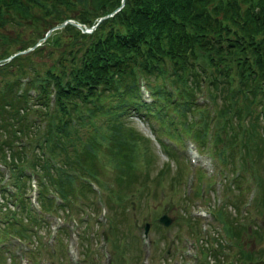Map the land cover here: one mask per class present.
Returning <instances> with one entry per match:
<instances>
[{
    "label": "trees",
    "instance_id": "16d2710c",
    "mask_svg": "<svg viewBox=\"0 0 264 264\" xmlns=\"http://www.w3.org/2000/svg\"><path fill=\"white\" fill-rule=\"evenodd\" d=\"M119 2L0 0V32L5 25L19 28L13 35L0 33L10 41L8 44L17 45L1 47L0 59L33 45L53 22L72 17L90 25ZM37 51L50 57V62L43 63L42 68L36 65L40 62H35L29 71L23 70L28 67L24 61ZM8 73L11 76L5 77ZM0 74L4 78L0 83V116L5 113L3 119L0 117V125L5 128L0 136V160L6 163L13 186L10 198L0 187V199L10 204L6 211L0 205V256L2 251H9L14 237L29 244L26 237L30 233L40 235L22 222L26 220L24 213L29 215L27 225L32 226L31 222L39 219L27 207L25 166L34 174L39 207L63 213L72 208L76 198L92 202L93 192L86 178L94 176L91 142L96 132H105L106 141L111 138L119 144L117 161L121 166L134 165L133 160H126L125 144L131 141L134 152L139 154L138 138L120 116L127 106L145 109L138 97L137 74L144 77L154 96L146 113L170 130L166 132L169 136L179 139L181 133L190 132L200 149L205 146L207 112L195 109L200 114V127L192 130L187 112L193 110V91L203 85L215 119L209 134V152L219 162H227L231 173L232 165L237 163L236 175L221 184L220 194H230L228 189L239 192L244 171L250 174L256 194L260 186L264 189V151L257 134L258 127L264 128V121L260 120L264 118L260 103L264 100V0H124L109 16L96 21L89 32L71 23L51 31L38 45L2 61ZM23 74L26 78L20 86L18 76ZM161 78H166L169 86ZM29 87L36 90L32 99ZM16 88L20 90L16 92ZM49 90L53 93L51 101ZM171 90H175L178 100H169ZM158 99L177 113L178 130L169 126L173 120ZM82 125L90 126L86 137L79 134ZM127 137L130 139L118 142ZM75 138L82 142L75 145ZM163 148L171 158H177L168 146ZM145 171L147 177V167ZM140 184L144 186L142 181ZM133 190L134 186L128 194ZM55 193L60 202L54 200ZM231 197L233 202L238 200ZM256 203L258 206V200ZM105 204L110 212V205L106 201ZM223 208L221 201L218 218ZM152 224L159 235V225ZM215 250L211 249L210 254L215 255ZM27 252L31 255L32 251L29 248ZM6 256L14 261L11 253Z\"/></svg>",
    "mask_w": 264,
    "mask_h": 264
},
{
    "label": "rangeland",
    "instance_id": "374dc122",
    "mask_svg": "<svg viewBox=\"0 0 264 264\" xmlns=\"http://www.w3.org/2000/svg\"><path fill=\"white\" fill-rule=\"evenodd\" d=\"M25 19L27 20L25 23H27L29 20L26 16ZM45 21L48 20L46 19ZM57 22L50 24L48 34L53 30H60L64 25L56 24ZM48 24L44 23L43 25L47 26ZM2 30L0 32L2 34L5 31L13 35L19 28H12L10 26L8 28L5 25L2 27ZM8 42L10 41L4 40L0 36V49L1 47H17L16 44H8ZM16 52L14 51L13 54H16ZM30 56V60L24 61V66L28 64V67H22L23 70L27 68L26 71H29L30 65L32 63L35 64V62H40V64L36 65L42 68L43 63L48 64L51 60L50 57H46L44 54L39 53V51L33 52ZM10 76L11 73L5 75V77ZM3 79L0 74V83ZM205 94L206 90L204 93L202 89L204 102L207 100ZM256 106H254L255 110L258 109ZM2 116L0 117L2 118ZM99 117H103V115ZM120 117L135 131L137 136L135 138H138L137 151L139 154L134 152L133 145L128 140L127 143L129 144H125V149L127 150L126 160H133L134 165L132 163L128 167L121 166L117 161L119 144H115L111 138L106 141L105 136L107 135L105 132H96L94 134L91 142L94 156V176L91 178L101 184L102 196L108 206L110 205V212L107 208L104 223L92 222L93 225L88 227H85L86 224L85 226L79 225L84 224V221L79 222L77 220V225L80 228L79 230L78 226H76V230H74L77 235L72 232H67L64 235L65 238L72 239L76 245L74 248L73 242L68 241L69 244L65 254L66 259L70 261L69 255H72L75 258H72L71 262L77 261V264H167L170 258H176L174 259V263L177 264H185V262L187 264H264V189L261 190L260 186L257 196L250 174L247 171L243 172V179L241 184H239L242 189L241 193L228 189V192H231L230 194H220L219 185L222 180L219 183L218 179L221 177V173L225 174V176H230L231 170H223V167L219 163L215 164L216 159L202 152L204 151L203 148L197 153L194 145L185 134H182L179 139L170 137L181 147L173 142L169 143L176 147L177 152L181 153L183 151L187 158L189 157L188 160L191 164L188 161L185 164L180 162L181 158L179 157L172 156L173 158H171V155L164 150L165 148L162 145L160 146L155 136V131L163 133L162 129L164 127L152 115L144 114L141 108L133 110L131 106H127V109H125ZM8 120H6V124ZM260 120L264 121V118L261 117ZM152 124L154 126L158 124L157 130L156 128L155 130L152 129ZM169 126L172 130H178L179 128V124H175L174 122L170 123ZM2 127L0 125V136L2 134ZM89 127L87 125L81 126L79 130L81 137L88 135L86 129ZM3 129L5 128L3 127ZM163 130L165 131L166 129ZM108 131L109 136L110 122L108 123ZM257 134L261 141V144H259L260 148L264 151V128L262 130V128L258 127ZM126 139L130 138H123L122 142H118L123 143ZM163 139L168 141L165 137ZM68 142H71V140ZM75 142L76 145L77 143H81L82 140L75 138ZM207 143L208 141L205 139V144L207 145ZM71 155L73 154L71 153ZM220 162L227 167V162ZM262 164L263 159L259 161V166L261 167ZM233 166H237V163H234ZM145 167H147L148 171L147 177L145 176L146 171L143 172ZM196 168H200L205 175H210L211 186L206 191H203V196L199 197L194 196L191 192L192 189L187 187V182L191 177L194 178L192 173ZM216 168H219L221 173H216ZM185 170L190 172L182 184L181 174ZM261 173L264 176V167H261ZM141 181L144 186H141ZM133 186L134 190L131 191V194H128V190H131V187L133 189ZM250 188L253 189L251 203L247 201L251 192ZM140 190L141 193L138 194ZM186 193L192 197L191 200L185 197ZM231 196L237 197L238 200L233 202ZM91 199L93 202L86 203L83 199L76 198L72 208L65 209L61 216L65 220L71 218V215L77 219L79 209L87 208L95 210L92 195ZM130 200L133 201V206H129ZM256 200L259 202L258 206L255 205L257 204ZM221 201L224 208L218 218L216 216L218 212L216 205H219ZM243 201H245V205L241 206L238 210L237 205ZM261 202L262 206L260 207ZM9 206V204H5L3 210L6 211ZM197 207H199V210H197ZM210 208L215 211L214 216L209 213L208 210ZM163 211L171 219L166 228L156 219ZM191 211L194 218L187 214ZM199 211H203V213H199ZM47 214L41 212L40 218H45ZM101 215L99 214V219ZM23 217H26V220L22 222L26 223L28 229H37L41 232L42 222L38 225L36 223L32 226L27 225L29 215L24 213ZM89 220H91V217H87L86 223H89L87 222ZM131 221H134V226L131 225ZM142 222H146L148 225V237L150 241L148 250L144 251L148 259L147 263L143 261L139 263L138 261L139 248L137 236H139V233L137 232V226ZM152 223L160 226L162 236L155 234ZM198 224L200 225L199 228ZM260 224H263V226H260ZM82 234L85 235V238L80 237ZM101 235H104L106 239L104 244L105 253L102 254V257H100V250L95 243ZM184 237H187L191 243L189 250L193 252L192 254H184L183 252ZM26 238L29 240L26 241L29 242L30 252L32 251L30 256L28 254L31 264H48V260H52L53 264H66L61 247L57 243L54 249H52V245L43 241L44 235L43 240L42 235L36 236L33 233H30ZM169 241H171L169 250L166 252L165 248ZM217 244L218 246L215 248L217 255L208 254L205 246L213 247ZM200 247H203L204 252H201L200 249L202 248ZM143 257L144 254L142 252L140 258L142 259ZM0 264H15V262L13 259L11 261L6 256V253L2 251Z\"/></svg>",
    "mask_w": 264,
    "mask_h": 264
},
{
    "label": "water",
    "instance_id": "95a60500",
    "mask_svg": "<svg viewBox=\"0 0 264 264\" xmlns=\"http://www.w3.org/2000/svg\"><path fill=\"white\" fill-rule=\"evenodd\" d=\"M70 22H73V21H70ZM75 25H78L79 26V24L78 23H76V22H73ZM60 25V24H59ZM81 27V29L82 30H86V28L85 27H83V26H80ZM157 219L159 220V221H161L164 225H167V223L169 222V220H170V217H168L165 213H162L161 215H159L158 217H157Z\"/></svg>",
    "mask_w": 264,
    "mask_h": 264
}]
</instances>
